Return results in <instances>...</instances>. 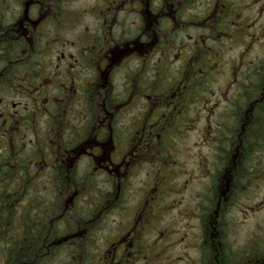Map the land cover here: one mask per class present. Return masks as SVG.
Masks as SVG:
<instances>
[{"label":"flooded vegetation","instance_id":"obj_1","mask_svg":"<svg viewBox=\"0 0 264 264\" xmlns=\"http://www.w3.org/2000/svg\"><path fill=\"white\" fill-rule=\"evenodd\" d=\"M233 4L0 0V264H264V221L227 236L264 122V0ZM230 15L252 28L253 85L234 66V115L202 106L217 128L190 169L179 135Z\"/></svg>","mask_w":264,"mask_h":264},{"label":"rangeland","instance_id":"obj_2","mask_svg":"<svg viewBox=\"0 0 264 264\" xmlns=\"http://www.w3.org/2000/svg\"><path fill=\"white\" fill-rule=\"evenodd\" d=\"M245 0H232L234 3L233 5L237 8L241 5V3ZM252 1V0H247ZM231 19L233 18L232 15H230ZM192 30L195 33H198L200 30L197 28V25L193 24ZM241 34L250 35V32L248 31V28H244ZM223 34L221 32H218V34L215 37L222 36ZM201 37H206V35H201ZM243 54L249 53V48H244L237 44V41H233L231 43V46L225 49V52L229 55L237 56L238 53L242 52ZM242 61V59H240ZM222 77L223 74H221ZM199 81V80H198ZM207 81H211V83H207ZM225 91L224 86L221 82L220 75L212 72L209 73V75H206V88L200 90V95L196 96V100L199 102L201 106H204L206 103V109L208 107H212L215 109V115L218 113L221 114H230L234 115L232 106L224 99V96L222 95V92ZM213 92H216L214 95ZM219 98V99H218ZM260 114H263L264 112L260 111ZM201 119L198 124L193 125V128L189 129L186 128L182 132L181 136L179 137V145L181 149H184L186 152V156L190 159L189 166H194V161L192 159L193 155L195 157L196 153H199L200 155H204L205 151L207 150L206 147L202 146V134L204 133V129L206 130H215L217 128V123L212 122L211 124H206L204 126V118L203 113L201 112ZM262 118V117H261ZM229 122H233V119L230 118ZM264 125V124H263ZM261 134H264V126L260 127ZM198 143V144H197ZM189 151L191 152L190 154ZM201 160L202 158L199 157ZM258 165L261 168L260 171H263L264 169V149L260 150L258 155ZM201 174V171L196 170V175ZM264 177V172H263ZM247 186L248 189L243 192L242 196V206L243 208H246L247 212L242 213V215H237L234 218H229V222L227 224V227L230 226L232 229L228 232L227 236L229 238H234L236 240L235 245H238L240 243H243L246 241L247 238H249L259 227V225L264 221V206L263 208L257 212L252 214V205H254L258 200L264 198V180H257L255 181V184H252L250 181V178L247 176ZM198 184L193 183L192 187L196 190ZM258 203H264V199L261 202ZM255 223H257V226H255ZM4 259V258H3ZM2 259V261H3Z\"/></svg>","mask_w":264,"mask_h":264},{"label":"trees","instance_id":"obj_3","mask_svg":"<svg viewBox=\"0 0 264 264\" xmlns=\"http://www.w3.org/2000/svg\"><path fill=\"white\" fill-rule=\"evenodd\" d=\"M261 111L264 112V109L261 110ZM261 117L264 118V115L262 116V114H260V115H259V118H261ZM260 120H261V119H260ZM263 120H264V119H263ZM263 124H264V122L259 124V144L263 141V136H264V134H261V132H260V131H261L260 127H261V126H264Z\"/></svg>","mask_w":264,"mask_h":264}]
</instances>
